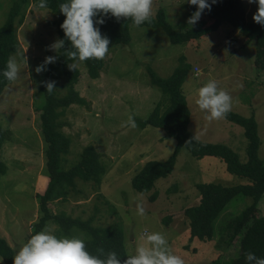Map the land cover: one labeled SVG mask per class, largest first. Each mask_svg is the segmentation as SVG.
<instances>
[{
    "label": "rangeland",
    "instance_id": "rangeland-1",
    "mask_svg": "<svg viewBox=\"0 0 264 264\" xmlns=\"http://www.w3.org/2000/svg\"><path fill=\"white\" fill-rule=\"evenodd\" d=\"M12 1L0 0V26ZM242 1L246 20L252 21L257 5ZM159 8H163L166 20L176 29L194 26L187 21L197 6L188 0H154L152 17ZM54 19L55 15L46 8H37L33 3L26 8L23 22L15 26L19 48L11 54L17 60L20 75L0 94V125L7 133L1 147L7 169L0 176V237L12 248L13 255L25 243L40 215L37 194L42 193L48 180L38 117V109L44 103L40 83L45 71L37 74L35 69L56 53L48 47L59 39ZM201 20L207 21L203 13L196 24ZM129 31V43L113 44L109 49L98 78L90 79L84 66L79 65L75 89L85 103L69 105L58 118L61 130L69 138L60 167L70 169L80 159L82 148L92 145L106 172L100 184L75 178L67 198L51 200L48 209L55 215L90 219L94 226L119 224L130 255L142 243L141 236L160 232L172 253L182 257L185 264H209L234 257L238 248L235 242H228L227 223L251 203V197L237 194L231 198L214 221L215 233L209 241L189 240L184 214L185 208L199 200L196 183L246 182L227 172L218 157L198 159L181 146L173 170L158 179L152 190L137 192L130 180L147 161L168 158L177 143L163 129L151 125L140 128L138 121L149 115L157 102L163 100L161 108L166 104L160 88L151 82L148 68L166 78L181 62L190 67L182 84L190 111L189 131L201 141L229 146L241 161L246 160L243 128L227 118L207 121L194 103L197 89L215 80L231 95L232 112L246 117L254 115L261 139L258 154L264 159V70L254 65V40H247L228 22L199 39L181 44H172L158 27H135L131 23ZM55 89L59 97L66 93L63 80L55 83ZM129 115L134 117L137 127L122 126ZM153 193L155 198L151 199ZM137 203L145 208L143 217L137 215ZM257 206V214L264 215V195ZM48 225L54 227L56 234L57 224ZM72 236L87 238L81 230ZM0 264H5L1 256Z\"/></svg>",
    "mask_w": 264,
    "mask_h": 264
},
{
    "label": "trees",
    "instance_id": "trees-1",
    "mask_svg": "<svg viewBox=\"0 0 264 264\" xmlns=\"http://www.w3.org/2000/svg\"><path fill=\"white\" fill-rule=\"evenodd\" d=\"M65 2L67 0H47L46 9L55 15L53 24L59 39L65 38L60 27L65 16L59 10V5ZM207 2L211 4V0H207ZM31 3L39 8V0H13L7 16L0 26V94L10 83L3 77L7 60L19 48L15 26L23 22L25 10ZM203 14L206 15L207 21L201 20L190 28L178 30L166 20L163 8H159L155 16L152 17V22H145L141 26L161 28L172 44H181L199 39L217 29L221 23L228 22L247 40H254V65L257 69L264 70V26L253 20H246V11L242 0H217L215 4H212L211 10L205 9ZM99 18L94 17V20ZM103 19L105 22L96 26L99 27L102 36H106L110 40L109 49L113 44L129 43V26L132 23L130 20L121 18L117 21L110 15ZM68 48H70V42L65 40V47L56 51L54 55L56 62L46 67L40 83L44 103L38 109V117L42 140L45 143L43 155L48 180L42 193L37 194L40 215L33 223L32 230L27 235L25 242L31 235L43 230L45 225L54 222L58 226L56 236L72 238L77 230L84 231L87 235L84 240L90 253L96 254V249L102 247L105 252L115 251L123 261L130 254L125 249L123 230L119 224L114 223L104 227L94 226L90 219L82 221L63 213L55 215L48 209V202L51 200L67 198L69 191L75 185V178L83 181L92 180L94 183L100 184L101 178L106 172L105 166L100 161V154L92 145L82 148L80 159L70 169L63 170L59 165L62 155L68 151L69 138L61 130L58 118L69 105L85 103L75 89V84L80 76L79 65L84 66L86 75L90 79H96L103 70L105 62V58L103 60H87L78 64L76 70H70L68 64L73 61L68 60L64 54ZM189 68L188 64L181 62L166 78L158 76L151 68H148L151 82L160 88L166 104L161 108L163 100L157 102L149 115L138 121V126L145 128L151 125L161 128L168 135L173 136L177 143L172 154L165 160H149L143 164L132 176L130 183L132 188L140 193L152 190L158 179L167 177L173 170L181 146H184L192 156L198 159L204 156L218 157L225 163L227 172L245 179L246 182L233 185H224L219 182L196 183L199 200L196 204L184 209L189 228V240H211L215 233L214 221L226 209L231 198L237 194L249 196L252 199L251 203L227 223L228 242H235L238 253L229 259H217L209 263L247 264L246 254L249 252L258 258H264V215L257 214V204L264 195V159L260 158L258 154L261 139L257 130V122L253 114L246 117L230 111L226 117L243 128L246 139L245 161H241L237 153L223 143L205 142L196 138L188 129L190 111L182 89ZM60 80H63L66 93L60 97L55 94V90L48 93L43 82L55 81L57 83ZM193 136L195 138L186 144ZM6 137L7 133L0 125V176L5 174L7 169L1 158V147ZM150 198L154 199L155 194L153 193ZM0 256L5 264H13V250L2 237H0Z\"/></svg>",
    "mask_w": 264,
    "mask_h": 264
},
{
    "label": "clouds",
    "instance_id": "clouds-1",
    "mask_svg": "<svg viewBox=\"0 0 264 264\" xmlns=\"http://www.w3.org/2000/svg\"><path fill=\"white\" fill-rule=\"evenodd\" d=\"M154 0H67L59 5L60 12L65 16L60 25L64 32V39H57L49 45V50L59 51L65 47V40L70 42V48L64 53L70 70H76L78 64L87 60H103L109 52L110 40L102 36L97 24H103V17L111 16L117 21L128 19L133 26L139 27L145 22H152V8ZM217 0H188L197 10L189 17L187 23L195 25L205 9L211 10ZM256 4L257 11L253 14V21L264 26V0H248ZM38 7H47V0H39ZM94 17H100L94 20ZM25 64L27 58L23 57ZM56 62L55 56H48L37 66V74L46 70L48 64ZM20 68L14 56H10L3 71V77L8 82L19 78ZM47 92L55 89V81L43 82ZM195 105L204 113L207 121L225 119L231 111L232 97L218 86L215 80H209L199 87L195 93ZM122 126L137 127L135 119L129 115ZM195 137L186 142L189 144ZM137 215L143 217L145 208L141 203L136 204ZM54 227L45 225L43 230L31 235L13 256V264H185L182 257L173 254L166 237L160 232H152L140 237L139 243L132 255L123 261L115 251L105 252L100 247L96 254L88 251L86 242L78 237H58L54 234ZM247 264H264V258H258L253 253L246 254Z\"/></svg>",
    "mask_w": 264,
    "mask_h": 264
}]
</instances>
